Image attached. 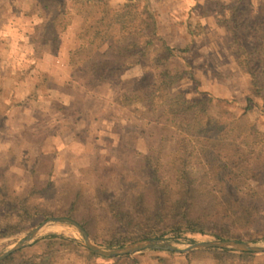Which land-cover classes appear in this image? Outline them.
I'll return each instance as SVG.
<instances>
[{
  "label": "rangeland",
  "instance_id": "obj_1",
  "mask_svg": "<svg viewBox=\"0 0 264 264\" xmlns=\"http://www.w3.org/2000/svg\"><path fill=\"white\" fill-rule=\"evenodd\" d=\"M149 1L161 35L180 48L175 51L178 56L171 59L177 69L169 63L170 76L162 74L158 59L164 43L160 40L136 66L123 72L111 70L87 82L75 78L66 61L69 49L77 43L74 31L82 20L73 13L75 8L71 9V24L57 35V54L45 52L39 58L32 55L29 45L34 33L42 31L37 0H0V111L11 99L18 103L0 129V167L11 166V183L22 196L33 189L31 169L52 170V188L32 197V202L56 213L51 216H58L68 187L82 189L85 205L79 215H87L95 207L94 199L103 193L99 173L115 194L125 196L139 189L131 167L144 164L142 156H160L166 161L180 155L188 132L184 116L176 112L177 117L157 120L159 113L177 105L175 101L209 98V117L232 139L254 144L259 140L257 133L264 131V114L257 107L245 110L249 79L237 64L243 49L230 45L227 25L236 0ZM66 3L70 6L73 0ZM42 73L48 80H43ZM172 80L178 81L171 85ZM92 163L94 166L87 168ZM225 170L227 178L242 185L262 209L260 221L249 229V240L264 241V169L257 171L258 177L236 165ZM161 178L160 183L169 187L167 176ZM44 179L45 172L37 183ZM46 218H33L24 230L1 236L0 252L18 239L16 235ZM76 218L79 221L80 217ZM94 231L102 238L107 231L105 222L96 220ZM51 232L82 239L77 230L66 225H52L43 236ZM143 264L158 261L148 256Z\"/></svg>",
  "mask_w": 264,
  "mask_h": 264
},
{
  "label": "trees",
  "instance_id": "obj_2",
  "mask_svg": "<svg viewBox=\"0 0 264 264\" xmlns=\"http://www.w3.org/2000/svg\"><path fill=\"white\" fill-rule=\"evenodd\" d=\"M38 5L36 15L42 18V31L34 33L29 45L32 55L39 58L45 52L57 54V35L71 24L72 8H75L74 14L82 17L74 31L77 43L69 49L66 59L71 74L77 79L88 82L98 80L111 70L126 71L146 57L160 40L164 43L158 59L162 74L170 76L169 63L177 69L171 59L178 56L175 51L180 48L172 46L161 35L149 0H73L70 6L66 0H37ZM227 26L232 38L230 45L243 49L237 64L249 79L245 110L257 107L264 114V0L256 3L236 0L231 23ZM42 75L44 81L48 80L45 73ZM42 81L36 82V87ZM177 81L172 80L170 84ZM33 90L29 94H33ZM11 100L6 103V109L0 111V129H4L10 111L18 104ZM209 100L206 97L181 99L175 101L174 108H167L165 114L159 113V121L171 115L177 117L176 112L184 116L183 122L188 128L183 139L184 150L166 161H161L160 156H142L144 164L131 167L138 190L118 196L99 173L97 180L103 193L94 199L92 211L80 216L79 211L85 205L82 189L68 187L63 191L65 201L58 208V216L75 219L79 216V222L94 240L115 247L154 236L179 241L249 240V229L260 221L262 209L247 196L242 185L227 178L225 169L236 165L249 171L252 177H258L257 171L264 169V131L257 133L259 140L254 144H248L247 139L230 138L209 117ZM93 166L92 163L87 168ZM10 167L9 164L0 167V237L24 230L33 218L56 214L32 202L34 195L52 188V170H44L45 179L38 184L37 178L44 172L40 168L31 169L33 189L22 196L11 183ZM87 168L82 167V170ZM161 168L166 170L161 171ZM163 174L169 179V187L160 183ZM96 220L105 222L107 231L102 238L94 231ZM148 256L155 258L158 264H178L179 260L184 264H264V252L217 246L190 252L147 248L107 257L73 236L56 232L15 250L0 259V264H143Z\"/></svg>",
  "mask_w": 264,
  "mask_h": 264
},
{
  "label": "water",
  "instance_id": "obj_3",
  "mask_svg": "<svg viewBox=\"0 0 264 264\" xmlns=\"http://www.w3.org/2000/svg\"><path fill=\"white\" fill-rule=\"evenodd\" d=\"M52 225H66L77 230L82 239L80 240L85 246L94 252L107 257H113L120 254L134 253L147 248L169 249L179 252H190L197 249L208 247H221L235 249L240 251L264 252V241L240 240L235 238L223 239H202L193 241H179L162 236L142 238L121 246H110L104 243L94 241L85 227L76 219L67 216H49L41 221L38 225L16 235L18 239L10 246L0 252V259L5 258L17 249L23 248L36 239L42 237L49 231ZM58 233V232H56Z\"/></svg>",
  "mask_w": 264,
  "mask_h": 264
}]
</instances>
